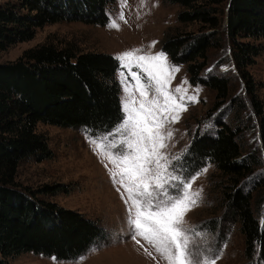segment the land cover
Returning a JSON list of instances; mask_svg holds the SVG:
<instances>
[{
	"label": "trees",
	"instance_id": "obj_1",
	"mask_svg": "<svg viewBox=\"0 0 264 264\" xmlns=\"http://www.w3.org/2000/svg\"><path fill=\"white\" fill-rule=\"evenodd\" d=\"M164 1L180 5L182 25L196 27L168 31L163 49L174 63L187 64L193 83L215 90L214 127L195 133L181 164L189 174L210 162L216 166L223 176L226 210L240 222L247 258L257 255L264 261V222L254 202L255 190L264 188V99L250 70L264 48V0ZM116 2L0 0V51L32 38L46 23L106 24ZM226 39L228 59L237 72L220 71L215 65L208 70L213 49H222L218 62H225ZM119 67V59L109 52L51 42L0 61V264L28 251L76 259L107 237L100 220L44 196L56 194L64 184L34 188L15 178L23 160L53 155L39 122L85 126L98 133L123 120ZM234 78L244 94L236 89ZM252 127L259 136L247 147L246 134Z\"/></svg>",
	"mask_w": 264,
	"mask_h": 264
},
{
	"label": "rangeland",
	"instance_id": "obj_2",
	"mask_svg": "<svg viewBox=\"0 0 264 264\" xmlns=\"http://www.w3.org/2000/svg\"><path fill=\"white\" fill-rule=\"evenodd\" d=\"M179 9L180 5L164 0H117L106 24L81 20L46 23L36 29L32 38L18 41L1 50L0 61L14 60L26 49L45 42L58 46L72 45L78 50L109 52L117 58L122 53L134 49L140 50L137 55L164 52L169 65L179 69L174 73L170 90L175 94V89L183 86L187 92L183 96L186 110L179 114L178 121L169 122L165 127L164 131H172L173 136L166 142L167 148L162 151L167 154L172 167L177 169L176 174L182 176L183 182H192V191L200 193L198 203L185 217V227L202 234L197 237L201 257L215 258L216 264H264V261L258 260L257 255L247 258L245 254V237L240 229V222L226 210L222 192L223 176L216 166L210 162L189 174L181 164L195 133L214 127L215 113L211 116V107L215 101V90L203 83H193L187 64L174 63L169 53L163 49L168 31L178 26L187 29L196 27L184 24L187 26L185 27L180 23ZM121 14L124 19H120ZM112 20L120 25L119 29L110 27ZM261 40L264 43V38ZM226 42L225 62H218L223 55L222 49H213L208 60V70L215 65L220 71L229 69L230 73L237 72L233 60L228 59L230 45L227 39ZM119 61L120 67L116 76L121 85V103L128 95L125 92L126 80L127 84L133 87L135 99L139 101L142 98L139 89L135 88V81L130 72L122 67L123 62ZM250 70L258 81V91L264 99V48L250 66ZM132 71L143 75L136 67H133ZM235 81L238 92L242 91L244 94L240 80ZM142 82L147 81L145 79ZM176 95L180 100V94ZM154 96L155 92L149 90V98ZM191 96H195L196 100L188 98ZM122 121L111 130L98 133L85 126L38 123V129L48 135L53 155L42 160H23L17 168L16 181L34 188L44 183L64 184L67 189L62 188L56 194L44 196L100 220L108 230L107 237L76 259L63 260L28 251L10 258L9 264H167L163 256L143 238L133 239L134 233L128 223L129 205L125 203L127 196L122 186L116 183L111 175L114 166L93 143L105 138L104 143L109 145V151H119L118 147H111L110 142L120 139L116 129ZM110 133L112 135H109ZM258 136L257 127H252L246 134L247 147L253 145L254 138ZM176 157L180 159L176 160ZM251 187L252 185L249 186ZM263 189L255 190L254 204L264 222ZM137 239L140 240L139 244Z\"/></svg>",
	"mask_w": 264,
	"mask_h": 264
},
{
	"label": "snow or ice",
	"instance_id": "obj_3",
	"mask_svg": "<svg viewBox=\"0 0 264 264\" xmlns=\"http://www.w3.org/2000/svg\"><path fill=\"white\" fill-rule=\"evenodd\" d=\"M120 19H124L123 14ZM110 27L119 29L120 25L112 20ZM139 51H126L118 57L142 97L139 101L135 99L133 87L126 80L128 95L122 103L125 119L116 129L120 139L110 142L119 151H109L105 138L93 143L114 166L111 175L127 196L125 203L129 205L128 223L133 239L143 238L167 264H216L215 258L199 255L197 237L202 234L185 227V217L198 203L200 193L192 191V182H183L162 151L173 136L172 131H164L166 125L178 121L179 114L186 110L183 96L187 90L183 86L177 87L175 94L170 90L174 73L179 69L169 65L164 52L137 55ZM133 67L143 75L132 71ZM145 79L147 82H142ZM149 90L155 92L151 99ZM176 94H180V100ZM188 98L196 100L195 96ZM136 242L139 244L140 240Z\"/></svg>",
	"mask_w": 264,
	"mask_h": 264
}]
</instances>
